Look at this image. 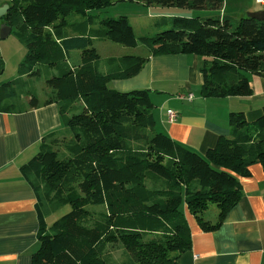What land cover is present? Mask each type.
I'll return each mask as SVG.
<instances>
[{
  "label": "trees",
  "instance_id": "16d2710c",
  "mask_svg": "<svg viewBox=\"0 0 264 264\" xmlns=\"http://www.w3.org/2000/svg\"><path fill=\"white\" fill-rule=\"evenodd\" d=\"M127 1L214 11L224 2ZM4 3L9 7L0 20L16 28L26 51L18 76L0 83V111L54 103L62 126L43 137L40 151L20 167L39 210V246L31 264H177L191 247L184 209L202 230H213L238 204L240 176L250 175L255 163L264 171V105L251 122L231 112L229 134L199 154L156 131L148 89L109 87L113 79L136 75L147 57L110 56L102 70L93 39L130 47L140 42L151 55H196L201 96H247L252 92L247 73L264 76V18L164 16L170 28L136 36L125 15L104 18L98 28L67 18L73 11L105 9L112 0H0ZM75 49L81 52L72 64ZM3 69L0 55V73ZM42 75L51 90L40 102L32 85ZM211 203L218 208L214 222L203 217ZM65 205L69 210L50 222ZM116 244L125 256L120 261L110 249Z\"/></svg>",
  "mask_w": 264,
  "mask_h": 264
},
{
  "label": "crops",
  "instance_id": "0c3cea01",
  "mask_svg": "<svg viewBox=\"0 0 264 264\" xmlns=\"http://www.w3.org/2000/svg\"><path fill=\"white\" fill-rule=\"evenodd\" d=\"M229 1L224 0L217 14L228 15ZM245 8L248 14L264 9V5L249 0ZM140 56L147 60L136 75L113 79L108 85L122 91L145 88L150 97L151 92L158 93L153 95L162 98L159 131L199 154L204 155L220 136L229 134L231 112L244 113L249 122L262 112V75L247 73L250 95L203 97L199 93L202 74L196 55H151L147 50ZM168 110L177 114L172 122L168 120ZM155 117L158 120L157 114ZM61 128L54 103H40L19 113L0 111V264H31V255L38 249L37 198L20 167L40 149L43 137ZM249 170L250 175L239 178L242 195L238 204L217 228L202 230L184 209L191 247L179 256L177 264H264V171L259 163L249 166Z\"/></svg>",
  "mask_w": 264,
  "mask_h": 264
},
{
  "label": "rangeland",
  "instance_id": "374dc122",
  "mask_svg": "<svg viewBox=\"0 0 264 264\" xmlns=\"http://www.w3.org/2000/svg\"><path fill=\"white\" fill-rule=\"evenodd\" d=\"M113 4L108 6L105 9L100 10H90L86 14H80L77 12H71L68 15L69 21H83L88 20L90 26L94 28L100 27V20L107 17H119L125 15L128 17L131 26L135 32L136 36L140 35H153L157 32H160L164 29H168L171 26L169 19H164L163 17L170 16H210L211 14H217V11L210 10H193L184 7H161V6H144L141 2L137 1H127V0H112ZM249 3V0H230L228 2V7L226 14L234 15L236 18L247 15L246 5ZM2 20H0V29L2 25ZM101 58L99 62V68H106L105 58L110 56H120L126 54L133 55H146L147 48L143 43H138L134 47L125 46L120 43L113 42L107 38H94L92 42ZM26 47L22 40L17 35L16 28L10 29V32L3 38L0 37V55L4 61V69L0 73V83L3 81L10 80L18 76L17 68L18 65L22 62L25 55ZM80 50L75 49L71 50L69 54L70 63H77L80 56ZM200 60V59H199ZM201 61V60H200ZM109 84V83H108ZM34 85V86H33ZM32 87L35 88L38 95L39 101H43L50 96V88L48 87L44 75L38 78L33 79ZM110 88H113L109 85ZM131 89H142V88H131ZM130 89V90H131ZM122 91V90H119ZM151 99L154 104L153 114L160 113L163 108L161 104V99L158 98V93L151 92ZM166 107H164L165 111ZM156 119V117H155ZM154 119V120H155ZM158 120L156 119V131L158 129ZM158 129V130H157ZM40 150H36L33 155L38 153ZM69 206L65 205L51 216H49V221L58 218L69 210ZM93 210L99 211L102 209L100 206H91ZM217 206L214 203H211L208 207V210L204 212V217L214 222L217 219ZM112 250V256L114 260L120 261L124 259L123 248L120 244H116L110 247Z\"/></svg>",
  "mask_w": 264,
  "mask_h": 264
},
{
  "label": "water",
  "instance_id": "95a60500",
  "mask_svg": "<svg viewBox=\"0 0 264 264\" xmlns=\"http://www.w3.org/2000/svg\"><path fill=\"white\" fill-rule=\"evenodd\" d=\"M8 4L4 3L0 6V16L6 13L8 9ZM249 17H254L257 19H263L264 18V9L256 10L253 12H248L247 14ZM11 27L5 23H2L1 29H0V37H5L10 32Z\"/></svg>",
  "mask_w": 264,
  "mask_h": 264
},
{
  "label": "built area",
  "instance_id": "2783aa9c",
  "mask_svg": "<svg viewBox=\"0 0 264 264\" xmlns=\"http://www.w3.org/2000/svg\"><path fill=\"white\" fill-rule=\"evenodd\" d=\"M256 1L259 4L264 5V0H256ZM188 97L191 98V95H189ZM167 115H168V120L171 122L174 121L177 117V114L172 110H168Z\"/></svg>",
  "mask_w": 264,
  "mask_h": 264
}]
</instances>
